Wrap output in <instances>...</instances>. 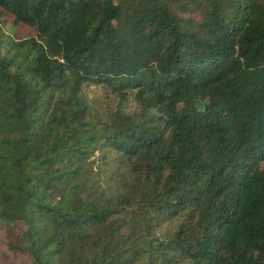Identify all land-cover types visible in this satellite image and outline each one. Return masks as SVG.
<instances>
[{"label": "trees", "instance_id": "1", "mask_svg": "<svg viewBox=\"0 0 264 264\" xmlns=\"http://www.w3.org/2000/svg\"><path fill=\"white\" fill-rule=\"evenodd\" d=\"M5 12L36 30L16 39L0 21L9 251L264 264V0H0ZM87 83L136 108L97 114Z\"/></svg>", "mask_w": 264, "mask_h": 264}, {"label": "rangeland", "instance_id": "2", "mask_svg": "<svg viewBox=\"0 0 264 264\" xmlns=\"http://www.w3.org/2000/svg\"><path fill=\"white\" fill-rule=\"evenodd\" d=\"M1 24L5 31L11 34L14 38L19 39L30 35H35L36 30L31 25L14 22L13 15L5 12L0 17ZM87 100L97 114L105 115L110 111H114L117 107H120L126 111H130L136 108V102L133 96L130 94L125 99H121L114 91L111 90L109 85L100 84H84L82 88ZM98 152L95 153L97 155ZM110 155V152L107 153ZM97 156L95 165L102 166V159ZM107 169L102 172L104 178L112 183V175L114 173V167L106 165ZM121 174V173H119ZM122 176V175H120ZM6 224L7 221L4 218H0V264H31L30 257L20 252H11L6 247ZM16 226H20L17 224Z\"/></svg>", "mask_w": 264, "mask_h": 264}]
</instances>
